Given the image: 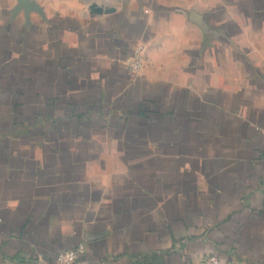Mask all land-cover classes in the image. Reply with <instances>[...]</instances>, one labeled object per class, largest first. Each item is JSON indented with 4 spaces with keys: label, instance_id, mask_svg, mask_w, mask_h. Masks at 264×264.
Here are the masks:
<instances>
[{
    "label": "crops",
    "instance_id": "1",
    "mask_svg": "<svg viewBox=\"0 0 264 264\" xmlns=\"http://www.w3.org/2000/svg\"><path fill=\"white\" fill-rule=\"evenodd\" d=\"M81 244L264 264V0H0V264Z\"/></svg>",
    "mask_w": 264,
    "mask_h": 264
},
{
    "label": "built area",
    "instance_id": "2",
    "mask_svg": "<svg viewBox=\"0 0 264 264\" xmlns=\"http://www.w3.org/2000/svg\"><path fill=\"white\" fill-rule=\"evenodd\" d=\"M143 53V48H139L135 52L132 61L129 63V68L134 74L138 73L143 67ZM84 249V245L81 244L75 249L61 251L55 256L54 264H75L79 257L83 254ZM202 264H221V262L216 255L209 254L203 258Z\"/></svg>",
    "mask_w": 264,
    "mask_h": 264
},
{
    "label": "water",
    "instance_id": "3",
    "mask_svg": "<svg viewBox=\"0 0 264 264\" xmlns=\"http://www.w3.org/2000/svg\"><path fill=\"white\" fill-rule=\"evenodd\" d=\"M89 10L91 12L92 15H101V14H108L109 12H111L110 10H103L100 7L95 6L94 4H92L89 7Z\"/></svg>",
    "mask_w": 264,
    "mask_h": 264
}]
</instances>
